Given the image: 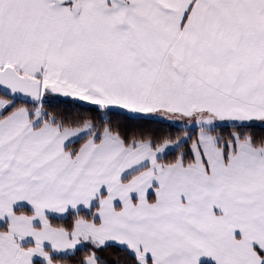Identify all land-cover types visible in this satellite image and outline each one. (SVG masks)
Returning a JSON list of instances; mask_svg holds the SVG:
<instances>
[{"label":"snow or ice","instance_id":"snow-or-ice-1","mask_svg":"<svg viewBox=\"0 0 264 264\" xmlns=\"http://www.w3.org/2000/svg\"><path fill=\"white\" fill-rule=\"evenodd\" d=\"M0 264H264V0H0Z\"/></svg>","mask_w":264,"mask_h":264}]
</instances>
